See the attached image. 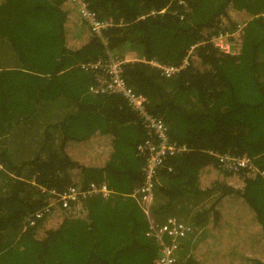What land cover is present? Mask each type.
Here are the masks:
<instances>
[{
	"label": "trees",
	"instance_id": "16d2710c",
	"mask_svg": "<svg viewBox=\"0 0 264 264\" xmlns=\"http://www.w3.org/2000/svg\"><path fill=\"white\" fill-rule=\"evenodd\" d=\"M85 1L117 25L104 30L106 43L71 0H0V44L4 37L16 62H0V264H154L157 243L128 196L142 180L136 145L144 129L121 94L91 93L95 77L79 66L127 49L141 56L123 63L126 86L162 117L169 139L190 150L159 170L151 216L159 222L169 207L206 200L183 212L192 232L178 263L264 264V174L226 170L214 154L248 155L264 172V17L257 15L264 0ZM242 22L237 52L210 41ZM183 58L187 65L169 77L151 63ZM42 102L54 105L55 121L30 119L46 113ZM21 125L30 126L24 150ZM90 184L111 195L61 206L58 193ZM241 210L250 216L234 217Z\"/></svg>",
	"mask_w": 264,
	"mask_h": 264
},
{
	"label": "built area",
	"instance_id": "2783aa9c",
	"mask_svg": "<svg viewBox=\"0 0 264 264\" xmlns=\"http://www.w3.org/2000/svg\"><path fill=\"white\" fill-rule=\"evenodd\" d=\"M79 7V16L91 25L92 31L104 43L106 39L104 30L115 27L112 19H100L95 13L90 10L88 3L85 0H71ZM164 11L161 9L160 12ZM154 13V12H153ZM264 17V13L260 14ZM241 29L232 33L227 40L228 34H218L212 36L210 41L219 46L226 52H237L238 44L241 39ZM226 40V41H225ZM234 46V49H233ZM195 46H191L189 50ZM108 56L99 58L95 62L81 63L79 66L84 71H90L95 77V83L89 86L91 93H118L121 94L127 104L137 114L138 119L144 129L145 138L136 145L138 154L143 155L144 164L141 168L142 180L141 182L128 194V196L135 200L138 206L142 209L148 221V230L146 235L155 239L158 251L154 264H179L177 251L180 248V242L186 235L192 232L188 220L181 218L180 214H173L162 212L156 221L151 216V207L154 202V187L159 182L158 173L164 166V160L167 156L180 152V148L173 142H170L167 126L162 117L153 115L148 112L146 108L145 97L141 93L132 90L131 87L126 86L122 75V65L125 61L131 60L121 56L114 55L112 52H107ZM153 65L159 67L162 75L169 77L181 68L187 65V60L182 59L179 65L163 64L157 61H151ZM183 150V149H182ZM217 161L226 168V170L236 171L238 169H246L250 171L260 172L254 164L252 158L248 155L234 156L231 154L214 153ZM3 169L0 161V170ZM44 191V188H41ZM55 193L54 191H52ZM101 195L102 198H107L111 195V191L104 185L90 184L87 189H79L76 187H69L66 190L57 194L58 200L62 207L77 198L86 195ZM98 195V196H99ZM43 214V208L35 210L28 217H26L24 224L30 226L34 223L36 218H40Z\"/></svg>",
	"mask_w": 264,
	"mask_h": 264
},
{
	"label": "crops",
	"instance_id": "0c3cea01",
	"mask_svg": "<svg viewBox=\"0 0 264 264\" xmlns=\"http://www.w3.org/2000/svg\"><path fill=\"white\" fill-rule=\"evenodd\" d=\"M2 39V44H0V62L1 64L5 65V67H11V66H16V62L14 64V62L12 61V58L14 56L10 46H8L9 44L6 42V39L4 37L1 38ZM132 55L137 58L139 56H141L138 52L134 51V50H129L127 49L125 51V54L123 55L124 58H129V57H132ZM42 106H46L47 105V109L45 110L46 113H42L41 110L37 111L34 116L30 119H34V122H39V121H45V122H53L57 119L58 115H56L55 111H54V105L51 104V103H48V102H42L41 104ZM49 118V119H48ZM21 130H24L22 132H20V138H23L24 137V140H21V141H18L17 143V146L19 148V150H24L25 146H28L30 145L31 143H27L28 141L25 140L27 139L28 137H30V134L26 131L25 128H30V126H25V125H21L20 126ZM34 129H35V126H34ZM40 136V131L38 132V134L35 133V136L32 135V137H34V140L36 138H39ZM19 138V137H18ZM34 147H40V146H36V143H34L33 145ZM36 150V148H35ZM206 200H204L203 202L201 201H195V200H191L190 202H185V205L179 203L178 206H174L175 209H180V206H184L183 210L181 213L179 212H174L173 214H181V218H184L183 215H185L184 210L186 208V206L190 207L191 209V212L196 209V208H199L200 206H203L205 204ZM184 203V202H183ZM201 204V205H200ZM186 216V215H185Z\"/></svg>",
	"mask_w": 264,
	"mask_h": 264
},
{
	"label": "rangeland",
	"instance_id": "374dc122",
	"mask_svg": "<svg viewBox=\"0 0 264 264\" xmlns=\"http://www.w3.org/2000/svg\"><path fill=\"white\" fill-rule=\"evenodd\" d=\"M261 13H263V12H260L259 14H257V15H260ZM261 16V15H260ZM243 22L242 23H239L237 26H236V28L234 29V30H228V31H224V32H219V33H217L216 35H218V34H228V37L226 38L227 40H230V35L232 34V33H234L237 29H238V27L241 29L242 28V26H243ZM242 31V30H241ZM241 34V33H240ZM216 35H214V36H216ZM226 41V40H225ZM213 43V42H212ZM133 58H135L133 55H132V57H129V58H127V59H133ZM167 133H168V128H167ZM170 142H173V141H171L170 140ZM174 143V142H173ZM176 146H178L181 150H180V152H175L174 154H172V155H170V156H173V155H176V154H181V153H185V152H188V151H190L189 150V148H187L186 146H181V145H178V144H176V143H174ZM183 149V150H182ZM170 156H167L166 158H165V160H164V162L170 157ZM164 167V166H163ZM159 183V182H158ZM198 202V201H197ZM185 203V202H184ZM176 206H178V205H176ZM188 206H190V205H188ZM183 208H184V206L182 207V206H180V209L181 210H179V209H175L174 207H169L168 209H166L164 212H167V213H174V212H179V213H181L182 212V210H183ZM228 213H230L229 211H227ZM181 215V214H180ZM237 216H243L244 218H247L248 216H250V214H249V212L247 211V210H241V212L239 213V214H236L234 217H237ZM229 218H228V220L227 221H229L230 223H232V217H230V216H228ZM229 226H226L225 228H223V229H227ZM226 239H228L230 242H234V243H237L238 242V239L235 237V235L233 234V233H230L229 234V237H226ZM239 242H240V239H239ZM233 256V255H232ZM230 254L227 256V257H223V258H221L220 256H218V258L216 259V260H223V261H227V260H229V259H231V257H232Z\"/></svg>",
	"mask_w": 264,
	"mask_h": 264
}]
</instances>
